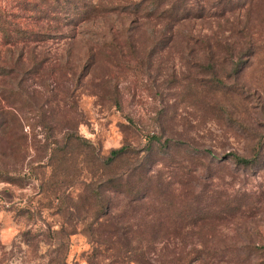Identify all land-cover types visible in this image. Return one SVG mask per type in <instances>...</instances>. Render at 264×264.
<instances>
[{"label": "rangeland", "instance_id": "rangeland-1", "mask_svg": "<svg viewBox=\"0 0 264 264\" xmlns=\"http://www.w3.org/2000/svg\"><path fill=\"white\" fill-rule=\"evenodd\" d=\"M125 1L0 0V264H264V0Z\"/></svg>", "mask_w": 264, "mask_h": 264}, {"label": "trees", "instance_id": "trees-1", "mask_svg": "<svg viewBox=\"0 0 264 264\" xmlns=\"http://www.w3.org/2000/svg\"><path fill=\"white\" fill-rule=\"evenodd\" d=\"M166 0H158V2H156L155 8L153 10V12L158 13V17L161 16H167V14H169L167 17L170 20H176L178 16H183L186 17L188 16V12H189V8L186 6L185 1L186 0H169L167 4L163 5V9L159 10L157 7L161 6L162 4L165 3ZM144 4V2L142 0L140 1H125L123 3H118L116 5L113 6V10H121V11H127V12H131V13H140V9L141 6ZM100 4L98 5H87L85 4V9L82 10L81 14H82V20L84 19H89L92 17L93 13L96 12L99 8H100ZM130 7L133 8V10L130 9ZM160 11V12H159ZM182 14H181V12ZM34 38H23L24 42H29V41H36V40H41L38 39L36 36H33ZM13 38L8 37L7 43H11L13 42L12 40ZM15 43L18 42V40H14ZM126 151L125 147H121V148H116L111 150L110 155L105 158L104 160H102L104 162V164H111L113 163L118 157H120L123 152ZM101 159H97V161H99ZM238 162L240 163H244V164H249L251 163V159H247L244 157H237ZM95 162V163H96ZM97 164V163H96Z\"/></svg>", "mask_w": 264, "mask_h": 264}]
</instances>
